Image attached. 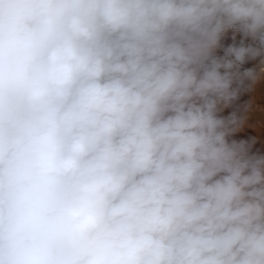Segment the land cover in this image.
<instances>
[{"label":"clouds","instance_id":"9594fccd","mask_svg":"<svg viewBox=\"0 0 264 264\" xmlns=\"http://www.w3.org/2000/svg\"><path fill=\"white\" fill-rule=\"evenodd\" d=\"M258 87L264 0H0V264H264Z\"/></svg>","mask_w":264,"mask_h":264},{"label":"rangeland","instance_id":"374dc122","mask_svg":"<svg viewBox=\"0 0 264 264\" xmlns=\"http://www.w3.org/2000/svg\"><path fill=\"white\" fill-rule=\"evenodd\" d=\"M264 107V89L257 88L255 93V104L254 108L256 109V116L255 118L259 120V109ZM257 132H259V128H257Z\"/></svg>","mask_w":264,"mask_h":264}]
</instances>
